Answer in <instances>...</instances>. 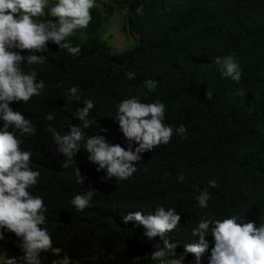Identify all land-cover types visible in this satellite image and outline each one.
Returning <instances> with one entry per match:
<instances>
[{
	"label": "trees",
	"instance_id": "trees-1",
	"mask_svg": "<svg viewBox=\"0 0 264 264\" xmlns=\"http://www.w3.org/2000/svg\"><path fill=\"white\" fill-rule=\"evenodd\" d=\"M118 7H127L123 27L129 25L137 35L131 48L114 52L102 39V23L115 6L108 4L104 13L92 8L88 27L69 37L73 45H80V55L48 42L47 52L37 53L46 55V62L25 66L36 69L44 91L27 103L10 102L14 111L20 110L36 125L35 135L21 145L32 152L31 166L40 171L30 191L44 199L54 246L79 264H152L146 254L162 241L147 240L142 226L124 223L122 216L132 211L163 205L179 212L177 229L166 233L178 242L177 254L195 239L191 228L202 218L236 215L245 222H264V0H126ZM233 52L242 68L238 83L221 78L212 63L214 56ZM128 71L135 73L131 80L125 76ZM149 78L157 81L153 92L144 86ZM72 85L80 90V102L66 99L65 90ZM207 88L212 99L205 96ZM133 95L143 102L161 100L164 122L174 128L183 124V138L174 132L166 145L142 153L137 171L125 181L101 179L104 170H96L83 148L74 157L75 165L63 168L64 157L55 151L45 125L68 131L64 122L78 124L72 113L90 98L94 108L89 116L96 123L85 134L104 128L107 131L99 134L126 147L111 116L122 99ZM48 112L55 117L52 122L45 119ZM73 167L85 176L83 184L75 182ZM181 173L185 179L178 182ZM209 180L216 186L209 187ZM205 187L211 199L208 208L201 209L194 198ZM90 188L96 190L91 207L76 212L69 203L72 195ZM206 239L210 249L211 234ZM19 243L11 232L0 240L14 256L22 254ZM209 254L207 249L202 254L204 264ZM52 258L42 253L43 264ZM192 260L188 254L185 264Z\"/></svg>",
	"mask_w": 264,
	"mask_h": 264
},
{
	"label": "clouds",
	"instance_id": "clouds-1",
	"mask_svg": "<svg viewBox=\"0 0 264 264\" xmlns=\"http://www.w3.org/2000/svg\"><path fill=\"white\" fill-rule=\"evenodd\" d=\"M95 0H0V240L7 232L19 238L21 255L9 256L0 252V264H43L42 253H50V264H79L61 247L54 246L52 235L47 227V207L41 196L33 195L32 189L40 177V171L31 166L32 152L23 149L24 138L36 133V125L20 110H13L10 102L27 103L32 97L40 96L45 89L43 80L37 78L35 68L25 70V66L43 65L48 57L37 53L47 52L48 42L64 49L72 56L81 53L79 44L73 45L69 37L78 30L86 29L93 17L91 9ZM46 10V11H45ZM47 15L55 19H41ZM21 50H27L22 55ZM221 78L239 82L242 68L235 53L214 56L212 59ZM128 80L135 73H125ZM60 85L58 84L57 87ZM144 86L148 92L155 91L157 81L146 79ZM68 101H81V93L76 85L65 90ZM207 99L213 98L210 88L205 91ZM94 108L90 98L82 101L72 113L78 124H68V131L60 132L52 123L45 125L55 145V151L62 154V167L67 169L75 165L78 150L83 148L87 158L96 165V170H104L101 179L125 181L137 171L136 164L141 161L142 153L151 151L158 145H166L173 137L186 132L183 124L178 127L166 124L165 104L159 100L143 102L138 96L122 99L116 105V114L111 116L117 123L127 144L110 143L101 128L98 133L86 135L96 121L89 114ZM52 122V112L45 115ZM135 145V146H134ZM77 184H83L85 176L77 167L72 169ZM167 175V174H165ZM183 173L177 181H184ZM209 187H215L216 181L209 180ZM96 190L72 195L69 203L76 212L91 207ZM195 202L201 209H207L211 194L205 187L195 196ZM122 221L134 222L142 226L143 236L147 240L159 237L150 253L146 254L152 264H185L188 254L193 255L189 264H204L202 254L207 249V264H264V222H245L236 215L222 219L202 218L191 228L192 242L183 246L177 254V241H170L166 233L177 229L181 216L172 207L156 206L154 210L132 211L122 216ZM211 234L212 247L206 236Z\"/></svg>",
	"mask_w": 264,
	"mask_h": 264
},
{
	"label": "rangeland",
	"instance_id": "rangeland-1",
	"mask_svg": "<svg viewBox=\"0 0 264 264\" xmlns=\"http://www.w3.org/2000/svg\"><path fill=\"white\" fill-rule=\"evenodd\" d=\"M125 1L126 0H95V5L93 7L98 8L103 12V9L108 4L112 3L115 6L113 14L103 21L100 30L102 39L107 41L114 52H121L129 49L137 42V35L131 27L129 25L123 27V22L127 17V7L119 8L118 4ZM41 19L55 18L45 15L44 17H41ZM85 38V35L81 33V39L85 40ZM0 252H6L7 255L14 256L13 253L8 252L2 245H0Z\"/></svg>",
	"mask_w": 264,
	"mask_h": 264
}]
</instances>
